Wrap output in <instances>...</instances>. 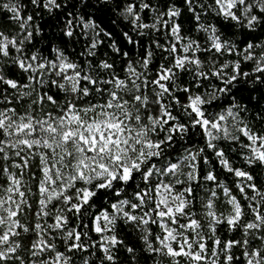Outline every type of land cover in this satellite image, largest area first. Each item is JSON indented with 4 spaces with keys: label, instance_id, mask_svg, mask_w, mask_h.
<instances>
[{
    "label": "snow or ice",
    "instance_id": "1",
    "mask_svg": "<svg viewBox=\"0 0 264 264\" xmlns=\"http://www.w3.org/2000/svg\"><path fill=\"white\" fill-rule=\"evenodd\" d=\"M0 264H264V0H0Z\"/></svg>",
    "mask_w": 264,
    "mask_h": 264
}]
</instances>
